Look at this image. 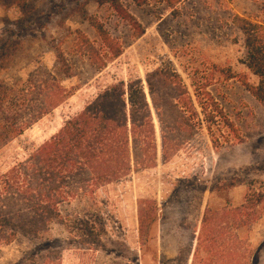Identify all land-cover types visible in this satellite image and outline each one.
I'll return each mask as SVG.
<instances>
[{
    "label": "trees",
    "instance_id": "trees-1",
    "mask_svg": "<svg viewBox=\"0 0 264 264\" xmlns=\"http://www.w3.org/2000/svg\"><path fill=\"white\" fill-rule=\"evenodd\" d=\"M130 1L142 7L151 0ZM163 1L170 8L182 2ZM97 3L108 5L131 27L136 40L145 34L122 0ZM0 6L18 9L25 19L30 0H0ZM89 22L96 40L77 31L71 56L68 46L63 48L66 42L55 47L52 70L42 65L26 81L0 83V248L19 239L32 242L15 264H96L102 252L122 259L116 264H138V257L125 247L133 241L147 246L154 218L146 217L140 202L135 223L129 190L135 175L157 166V126L164 164L187 146L201 143L204 131L216 149L240 139L237 123L207 82L198 83L192 95L182 75L170 66L147 72L146 87L133 75L126 81L114 74L103 82L100 77L130 44L97 18ZM253 28L247 33V68L258 83L243 85L264 103V41L255 35L264 27ZM80 61L99 74L90 84L82 79ZM226 73L225 82L236 79L231 70ZM70 79L79 84L66 86ZM81 91L83 97L78 96ZM50 118L53 122L48 124ZM237 184L232 180L225 189ZM258 184H248L240 205L207 207L192 264H261V247L249 239L264 217V185ZM126 189L127 194H121ZM55 227L63 229L61 237L52 236ZM124 231L130 240L123 244ZM125 251L128 256L122 254Z\"/></svg>",
    "mask_w": 264,
    "mask_h": 264
},
{
    "label": "rangeland",
    "instance_id": "rangeland-1",
    "mask_svg": "<svg viewBox=\"0 0 264 264\" xmlns=\"http://www.w3.org/2000/svg\"><path fill=\"white\" fill-rule=\"evenodd\" d=\"M97 1L30 0L27 18L22 19L16 8L1 15L0 83L26 81L30 75L39 73L42 65L52 70L57 57L55 47L60 41L66 42L63 48L68 46L67 55L71 56L70 43L76 40L77 31L96 40L90 18H97L115 36L130 44L100 77L103 82L111 80L114 74L126 81L133 75L141 78L146 87V73L162 65L178 71L192 95L195 86L207 82L208 90L237 123L240 139L232 138L216 149L204 131L201 143L187 146L164 164L157 126V166L135 175L129 190L135 223L138 203L142 202L146 217L154 218V224L147 246L133 241L125 250L138 257V264H192L207 207L219 208L226 202L240 205L249 183L264 185V103L243 85L244 81L251 85L258 83L247 68L246 40L255 24L264 27V0H182L175 8L168 7L163 0H151L142 7L122 0L145 28V34L137 40L131 27L120 21L108 5L100 6ZM255 35L264 41V30H257ZM77 66L86 84L99 77L81 61ZM229 70L236 79L225 82ZM75 84H79L78 79L65 80L66 86ZM78 96L83 97V92ZM52 122L50 118L47 123ZM232 180L238 184L226 190ZM121 194L126 195L127 189ZM125 199L120 200L122 207ZM62 235L60 227L52 231L53 237ZM120 239L121 243L130 240L127 231ZM249 239L254 247H261L264 264V217ZM31 247L32 242L24 239L2 246L0 264H15ZM126 252L122 254L128 256ZM121 260L102 252L96 264H116Z\"/></svg>",
    "mask_w": 264,
    "mask_h": 264
},
{
    "label": "crops",
    "instance_id": "crops-1",
    "mask_svg": "<svg viewBox=\"0 0 264 264\" xmlns=\"http://www.w3.org/2000/svg\"><path fill=\"white\" fill-rule=\"evenodd\" d=\"M9 10V9H5L3 8L2 6H0V16L1 15H4L6 13V11Z\"/></svg>",
    "mask_w": 264,
    "mask_h": 264
}]
</instances>
